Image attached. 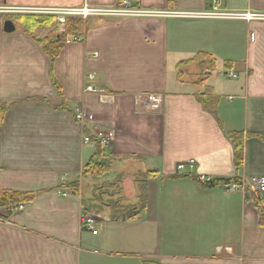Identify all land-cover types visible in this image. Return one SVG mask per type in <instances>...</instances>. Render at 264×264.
<instances>
[{"label": "crops", "instance_id": "obj_1", "mask_svg": "<svg viewBox=\"0 0 264 264\" xmlns=\"http://www.w3.org/2000/svg\"><path fill=\"white\" fill-rule=\"evenodd\" d=\"M118 1L4 0L3 7L49 16ZM130 1L165 14L90 17L53 77L33 38L22 34L10 46L25 47L29 69L25 86L0 87V103L14 104L0 125V190L35 197L21 212L0 210L8 221L0 222V264H264V226L251 193L193 179L238 177L246 187L264 177V19L183 16L215 8L264 15V0ZM201 54L216 62L202 83L208 64L191 63ZM205 92L217 97L214 114L198 99ZM60 94L82 120L55 109ZM151 94L162 96L161 107H149ZM85 128L112 159L103 180L84 176L96 152ZM230 133L243 135L239 171ZM105 180L118 187V210L134 211L100 210L93 198L94 235L82 225L87 186Z\"/></svg>", "mask_w": 264, "mask_h": 264}, {"label": "trees", "instance_id": "obj_2", "mask_svg": "<svg viewBox=\"0 0 264 264\" xmlns=\"http://www.w3.org/2000/svg\"><path fill=\"white\" fill-rule=\"evenodd\" d=\"M4 0H0V2L3 3ZM55 20L54 17H49L47 20ZM48 23V21H46ZM41 24V23H40ZM38 21L32 22L31 26L32 28H37L39 25ZM87 24L82 20L81 18H67L65 22V26L62 29V31L58 32L56 30H53L50 32L45 39L42 41H38L43 46V52L44 54L49 58L50 64H51V76L53 77V66L55 64V61L59 57L62 50L66 47V41L69 37H81L84 36L85 31H87ZM191 63H197L200 66L204 64H208V69L202 72L200 74V83L204 82L208 75L215 72L216 70V62L214 58L207 54H201L196 59H194ZM190 64V63H188ZM186 64V65H188ZM54 85L57 90L61 91L58 83L53 78ZM61 98V105L55 109L61 110V111H67L71 114H73L75 120L79 122L77 119L76 113L66 105L64 97L62 94H60ZM198 99L203 106V108L214 114L217 104V97H215L212 93L205 92L198 94ZM37 100V99H32ZM39 100V99H38ZM29 101V100H26ZM41 101H45L42 100ZM11 106H7L0 103V125L5 119L6 114L11 109ZM85 134L89 138V140L94 143L96 152L95 155L92 157V159L87 163V165L84 168V176L87 178L92 179H101L104 177H107L111 173L112 169V159L108 156V154L105 151V148L96 137L93 136V134L87 129H84ZM227 139L231 142L234 148L235 152V163L237 170L242 167L243 164V135L239 133H230L227 134ZM196 182H198L203 188L206 189H213L217 187H225L229 186L231 184H237L240 183V179L238 177L233 178L232 180H215L210 182H202L199 179L193 178ZM76 192L77 190L74 189ZM252 195L253 203L255 204V207L257 208L260 216V225L264 226V204L261 200V197L258 194H255L254 192H250ZM35 195L29 194V193H18V192H12L8 190H0V210L6 209V210H13L15 207H18L20 205L30 203L34 200ZM143 205V204H142ZM141 205V207H142Z\"/></svg>", "mask_w": 264, "mask_h": 264}, {"label": "rangeland", "instance_id": "obj_3", "mask_svg": "<svg viewBox=\"0 0 264 264\" xmlns=\"http://www.w3.org/2000/svg\"><path fill=\"white\" fill-rule=\"evenodd\" d=\"M3 5L4 4L0 2V87L1 85L5 87H20L22 85L21 87H23L25 86L24 74L29 68L24 61L26 58L25 47L17 43L15 48H10V46L14 44V40H16L14 38H21V36H23L22 34H25L33 38L43 50V46L38 41L45 39L53 30L60 32L63 28L58 26V19L55 15H20L16 13V11L4 8ZM49 17L56 18V21L52 19L50 21L47 20ZM89 18L82 20L86 22ZM8 21L13 22L16 26V31L14 33L7 34L4 32V24ZM35 21H38L39 24L41 23L38 28H32L31 26L32 22ZM46 21H48V23H46ZM5 36H12L13 38L7 40ZM81 38H83V36H81ZM12 47H14V45ZM88 179L91 180L90 182H93L91 177ZM107 179L108 178H106V180ZM106 180L96 183L94 186L91 185V187L87 186L86 195H91V199L88 201V203L90 202L88 205V214L97 219V214L99 212L94 210L93 213V198L102 200V202L100 200L98 205H96L97 209L103 210L108 207L111 209L112 213L118 212L123 215L132 213L134 208H132L131 211L127 209L123 212L118 210L121 207L119 195H117L118 187L113 183L115 182L114 180L105 183ZM115 195H117V197Z\"/></svg>", "mask_w": 264, "mask_h": 264}, {"label": "built area", "instance_id": "obj_4", "mask_svg": "<svg viewBox=\"0 0 264 264\" xmlns=\"http://www.w3.org/2000/svg\"><path fill=\"white\" fill-rule=\"evenodd\" d=\"M213 4H217L219 0H210ZM51 15H55L58 19V26L60 28H64L65 22L67 18H81L87 19L92 16H99V17H143V18H150L156 16H162L163 13L154 12L146 9H140L133 6L130 0H119L115 5L110 8H96L91 6H86L84 8L79 9H71V10H51L48 12ZM185 17H201V18H217V19H227V18H236V19H264V15L259 14H252V13H245V14H237V13H229V12H219L218 8L213 9L212 12H203V13H196V14H185ZM82 42L81 37H69L66 41L67 45L73 43H80ZM97 56V55H95ZM229 78L235 79L237 76L235 73L231 72L228 74ZM89 91H93L92 88ZM150 106L152 109H157L161 107L162 104V96L159 95H149ZM77 119L80 121L83 119L81 115H77ZM87 142H90L89 138L86 139ZM194 164V162H191ZM185 166H179V169H184ZM204 182H210L204 181ZM227 190L230 192H254L255 194H264V177L262 178H254L251 180L248 186H243L241 183L231 184L229 186H225ZM25 209V205H20L13 209L14 212H21ZM0 222L6 223L4 218L0 216ZM98 220L93 218L88 213H84L82 217V225L83 229L92 232V234H98Z\"/></svg>", "mask_w": 264, "mask_h": 264}, {"label": "water", "instance_id": "obj_5", "mask_svg": "<svg viewBox=\"0 0 264 264\" xmlns=\"http://www.w3.org/2000/svg\"><path fill=\"white\" fill-rule=\"evenodd\" d=\"M15 31H16V26L14 25L13 22H11V21L5 22V24H4V32L5 33L11 34V33H14Z\"/></svg>", "mask_w": 264, "mask_h": 264}, {"label": "bare ground", "instance_id": "obj_6", "mask_svg": "<svg viewBox=\"0 0 264 264\" xmlns=\"http://www.w3.org/2000/svg\"><path fill=\"white\" fill-rule=\"evenodd\" d=\"M102 8V7H101Z\"/></svg>", "mask_w": 264, "mask_h": 264}]
</instances>
